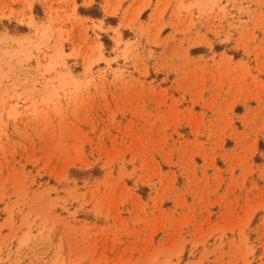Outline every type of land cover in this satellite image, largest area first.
Returning a JSON list of instances; mask_svg holds the SVG:
<instances>
[{
  "label": "rangeland",
  "instance_id": "obj_1",
  "mask_svg": "<svg viewBox=\"0 0 264 264\" xmlns=\"http://www.w3.org/2000/svg\"><path fill=\"white\" fill-rule=\"evenodd\" d=\"M0 264H264V0H0Z\"/></svg>",
  "mask_w": 264,
  "mask_h": 264
}]
</instances>
